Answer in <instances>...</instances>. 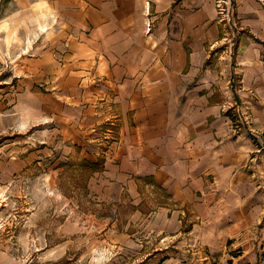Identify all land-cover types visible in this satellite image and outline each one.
<instances>
[{
	"label": "crops",
	"instance_id": "obj_1",
	"mask_svg": "<svg viewBox=\"0 0 264 264\" xmlns=\"http://www.w3.org/2000/svg\"><path fill=\"white\" fill-rule=\"evenodd\" d=\"M234 3L228 46L215 0H36L38 15L65 20L37 19L46 29L21 56L13 105L21 126L104 157L100 191H165L156 230L180 233L188 213L211 249L248 245L253 225L264 235V0ZM247 250L237 259L252 264Z\"/></svg>",
	"mask_w": 264,
	"mask_h": 264
},
{
	"label": "rangeland",
	"instance_id": "obj_2",
	"mask_svg": "<svg viewBox=\"0 0 264 264\" xmlns=\"http://www.w3.org/2000/svg\"><path fill=\"white\" fill-rule=\"evenodd\" d=\"M35 2L0 0V76L5 75L0 81L5 84L0 87V264H205L207 256L208 264H250L245 257L237 259L248 247L247 256L253 257L247 259L264 264L258 225L251 226L256 232L245 238L248 245L240 238L216 249L199 243L188 213L180 218V233L162 235L156 230L161 221L154 217L159 208L169 207L165 191L154 189L141 202L113 189L100 191L92 179L104 168L89 172L64 165L79 158L69 153L71 144L40 131L37 123L21 126L13 107L18 103L16 75L26 66L21 56L37 45L39 30L46 29L45 23L37 28V19L51 18L48 12L39 16ZM51 20L57 28L65 19L54 12ZM148 27L153 29L152 21Z\"/></svg>",
	"mask_w": 264,
	"mask_h": 264
},
{
	"label": "built area",
	"instance_id": "obj_3",
	"mask_svg": "<svg viewBox=\"0 0 264 264\" xmlns=\"http://www.w3.org/2000/svg\"><path fill=\"white\" fill-rule=\"evenodd\" d=\"M218 22L222 25L224 35L223 43L231 46L238 34V23L235 19V12L232 0H215Z\"/></svg>",
	"mask_w": 264,
	"mask_h": 264
},
{
	"label": "trees",
	"instance_id": "obj_4",
	"mask_svg": "<svg viewBox=\"0 0 264 264\" xmlns=\"http://www.w3.org/2000/svg\"><path fill=\"white\" fill-rule=\"evenodd\" d=\"M4 76H5L4 74H2L0 76V81L4 78ZM2 86H5V84L3 83L0 85V87H2ZM104 161H105L104 157H101L96 162H92L85 157H80V158H77L73 161L70 160L67 163H64V165H67L69 167L70 166H76V167H79V168L86 170V171H89V172H95V171H99L103 168Z\"/></svg>",
	"mask_w": 264,
	"mask_h": 264
}]
</instances>
